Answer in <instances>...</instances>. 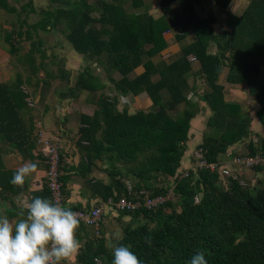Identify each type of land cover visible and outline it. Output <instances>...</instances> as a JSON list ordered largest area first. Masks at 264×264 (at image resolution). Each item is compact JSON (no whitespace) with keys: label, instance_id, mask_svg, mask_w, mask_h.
<instances>
[{"label":"trees","instance_id":"trees-1","mask_svg":"<svg viewBox=\"0 0 264 264\" xmlns=\"http://www.w3.org/2000/svg\"><path fill=\"white\" fill-rule=\"evenodd\" d=\"M47 1L49 8L41 10L36 29H51L58 18H65L64 37L75 53L97 59L105 55V74L116 95L144 93L150 100L148 111L128 114L125 108L116 109L114 98L110 101L100 96L96 100L97 109L90 116H79L75 141L80 152L77 165L64 164L58 150L57 173L63 207L88 210L108 197L115 200L126 194L127 179L131 181L133 197L163 194L169 189L173 192V198L154 210L116 212L106 208L103 216L112 211L119 217H142L152 224L151 227L148 223L134 227L126 224L119 239L107 242L104 234L97 231L94 235L91 227L80 223L76 236L82 247L74 263L112 264L114 246L125 245L142 264H189L198 251L204 252L208 264H264V187L245 188L229 178L222 188L217 172L202 168L188 170L181 177L179 171L189 122L195 115L186 99L190 58L198 64V72L208 88L201 100L210 112L206 126L213 133L204 135L197 146L205 162L219 163L218 157L226 148L249 135L248 116L242 114L238 105L224 101L223 86L218 83L223 69L225 83L245 86L247 96L260 107L256 116L264 132V79L257 83L259 69L264 66V0H250L239 15L227 13L228 30L219 33L212 30L213 15L199 18L195 13L194 5L199 0H159L160 15L156 18L140 11L143 0H129L133 10L130 12L124 10V0H97L94 5L87 0ZM214 1L222 8L229 2ZM172 4L176 6L172 8ZM0 8L12 11L5 0H0ZM95 11L97 16H91ZM174 27L180 29L175 35L176 42L189 32L194 40L180 46L178 57L171 62L152 63L150 58L166 46L163 34ZM210 45H214L213 52L208 49ZM14 50L10 44L11 53ZM139 66L143 71L130 78L129 74ZM112 72L119 78L110 77ZM22 84L19 76L9 84L0 83V216L6 215L13 224L33 198L51 201L46 180L42 179L41 188L36 191H28L26 179L22 187L12 185L10 181L17 169L7 168L3 162V156L10 150L31 163L41 157V151L36 149L34 123L21 114L27 110L28 98ZM105 87L87 68L77 74L74 82L75 89L89 93ZM162 92L167 94L165 100ZM180 104L186 108L171 117L169 112ZM250 142L248 154L264 153V147L256 151ZM95 161L105 164L102 172L106 181L89 176L96 167ZM73 174L81 176L90 195L98 198L93 205L83 208L66 203V185ZM160 177L170 178V186L152 188ZM25 195L26 205L18 204ZM176 199L178 210L173 205ZM88 228L92 234L88 235ZM146 238L150 243H146Z\"/></svg>","mask_w":264,"mask_h":264},{"label":"rangeland","instance_id":"rangeland-1","mask_svg":"<svg viewBox=\"0 0 264 264\" xmlns=\"http://www.w3.org/2000/svg\"><path fill=\"white\" fill-rule=\"evenodd\" d=\"M5 1L12 11L0 8V83L9 84L13 82L17 76L22 79V89L28 95L26 99L27 110L21 112L22 117L25 119L30 117L32 119L34 123L33 134L35 136V141L39 133L46 137L50 135L58 138L59 157L64 164L75 166L79 162V159H76V163L71 165L72 159L70 158V156L73 158L70 152L74 151L76 154L78 151L75 145V140L77 138L75 128L78 124V117L81 110L88 107L90 104L93 105L95 109L96 100L100 96H105L110 101L114 98L116 101L115 107L118 108V110L125 108L129 113H134L138 110L148 111L150 109V100L146 94H139L137 96H120L115 94L113 86H111L105 77V70L107 67L105 55H102L99 59L95 57L89 58L79 55L71 49V46L64 37L67 32V21L65 18H58L51 29L47 28L43 31L35 28V24L41 19V10L49 8V2L47 0ZM95 1L97 0H87L88 3L93 5ZM144 1L147 3L150 12L159 10L158 7H156L157 0ZM200 4L203 6L200 7ZM122 6L126 12L133 11L130 8L129 0H124ZM175 6L176 4L171 5V7ZM195 7H197L199 12L204 11V16L214 14L213 16H216L215 18L220 20V22L217 23L218 25L216 24L213 26L214 32H221L223 28L222 24H225L226 21L227 10L217 5L214 0H199V3L196 4ZM224 14L225 17L223 18L222 16ZM90 15L96 17L97 12H92ZM93 25L94 27H99L98 24ZM173 34L174 30L165 34L167 47L150 58L152 63L171 62L178 57L180 46L193 39L192 33H188L184 40L176 42L173 39ZM10 44L15 48L13 53L10 51ZM208 49L213 52L214 45H210ZM190 64L191 70L187 74L188 90L186 91V99L192 104L191 108L195 111V115L189 122L188 139L184 150V158L182 157V162L185 160L182 166L186 169L182 170V173L187 171L188 168L189 170H194L193 164L196 161L197 152L202 157L197 146L202 142L204 135H212L213 133V131L206 126V121L210 112L201 100L202 95L208 91V88L203 76L198 72V64L192 58H190ZM84 68L89 69L93 74L100 77V81L106 86L104 90L89 93L74 88L76 76ZM142 68L133 70L132 73L129 74V77L135 76L136 72H139ZM225 72V69H223L218 78V83L223 86L226 103L238 105L243 115L248 116V118L249 116L251 117L254 109L253 100L247 96L246 88L243 89L242 87L225 83ZM112 77L117 79L119 75L112 72ZM262 81L263 80H259L258 78L257 83L261 84ZM69 90L75 93V95H70L72 92ZM161 96L162 100H165L167 98L166 92H162ZM64 100H68L67 103H65ZM65 104L68 105V109L64 108ZM184 108H186V106L180 104L171 110L169 115L175 117L179 115ZM45 118L48 120L46 125L43 123ZM67 122L71 124L74 122L71 125L73 126V132L71 133L62 131V125H66ZM67 125L69 126V124ZM249 137L250 133L245 140L243 139L240 141L239 147L233 148L231 145L226 148L223 154L219 155V168L225 169L228 172V175L224 176L221 175L220 169L216 171L222 188L225 187L227 184L226 180L229 178L237 181L238 184L245 188L264 187V166L261 171H255L253 168L244 167L238 163L240 162L239 156L248 154L247 145L250 141L254 147L256 146V151L260 149L255 139L249 140ZM40 147L41 145L36 143V149L40 151ZM78 153L80 154L79 151ZM256 154H259V152ZM189 155H191L189 157V159H191L188 165L186 157ZM41 159L42 157L37 160H39V164L43 167L44 175L42 179L46 180V164L45 161ZM6 163L7 165L14 166V162L11 158H9ZM95 166L96 167L91 170L89 176L102 178L106 181L107 177H105V173L102 172V170L106 168L105 164L100 161H95ZM81 179L82 180L79 179V182L83 184L82 188L85 189V180L83 178ZM125 181L126 186L131 185L130 180L127 179ZM170 184V178L160 177L151 187L160 189L170 186ZM67 186L68 183L66 187ZM197 199L198 198L195 197L194 202H197ZM173 202L174 208L178 210L177 199ZM18 204L25 206L26 197L21 196ZM106 213L97 231L100 232L99 235L101 233L104 234L107 242L119 239L122 234V229L126 224L134 227L142 223H148V221L142 217L130 219L128 216L119 217L116 212L107 211ZM10 222L13 223V221ZM148 225L150 227L152 226L151 223H148ZM87 231L88 235L92 234L90 228H88ZM97 231L94 230L93 234L95 235ZM62 264L75 263L74 260H71L64 261Z\"/></svg>","mask_w":264,"mask_h":264},{"label":"clouds","instance_id":"clouds-1","mask_svg":"<svg viewBox=\"0 0 264 264\" xmlns=\"http://www.w3.org/2000/svg\"><path fill=\"white\" fill-rule=\"evenodd\" d=\"M36 169V163L24 164L10 183L22 187ZM18 215L15 224L6 215L0 216V264H62L79 254L82 245L76 232L80 220L71 208L35 197ZM146 243H150L149 238ZM113 256L112 264H142L125 245L114 246ZM189 264H208L204 252L194 254Z\"/></svg>","mask_w":264,"mask_h":264},{"label":"built area","instance_id":"built-area-1","mask_svg":"<svg viewBox=\"0 0 264 264\" xmlns=\"http://www.w3.org/2000/svg\"><path fill=\"white\" fill-rule=\"evenodd\" d=\"M36 143L40 144L41 155L44 158L46 164L45 178L47 188L50 193L51 201L57 204H62L60 183L58 181V150L59 143L58 138L54 136H43L39 133L36 138ZM239 164L244 167L255 168L264 166V153L259 154H246L239 156ZM219 163H206L205 160L196 154V161L193 164L194 170H200L202 168L208 169L210 172L219 171ZM188 171V170H187ZM187 171L181 172V177L187 175ZM221 175L227 176L228 172L225 169H220ZM141 194V193H140ZM173 198V192L169 189L163 194H156L153 196H144L142 198L131 196V186H126V194L120 195L115 200L108 197L105 201L92 206L88 210H73L78 213L80 223L85 226L98 230L100 225L101 217L104 214L106 208H112L116 212H131L139 208L145 210H154L159 206H162L165 202Z\"/></svg>","mask_w":264,"mask_h":264},{"label":"crops","instance_id":"crops-1","mask_svg":"<svg viewBox=\"0 0 264 264\" xmlns=\"http://www.w3.org/2000/svg\"><path fill=\"white\" fill-rule=\"evenodd\" d=\"M158 1L156 2V7H158ZM250 0H229V2L227 3V5L223 8L224 10H227L228 13L230 14H233V15H239L242 10L245 8V6L247 5V3L249 2ZM199 3V2H198ZM197 3V4H198ZM196 5V4H195ZM194 5V9H195V13L197 14V16L199 18H204L206 16H204V11H201L199 12V10L197 9V7H195ZM200 7H202L203 5H199ZM155 7V6H154ZM174 8V7H172ZM159 9V8H158ZM232 9V10H231ZM140 11H146L148 14L152 15L154 18L158 17L160 15V11H153V12H150L149 11V7L147 5V3L143 0V6L142 8H140ZM211 15V14H209ZM214 15V14H212ZM214 18L216 16H213ZM221 17V16H220ZM223 18L225 17V14L222 16ZM220 20L215 18V21H214V24L212 25V30L214 32V29H213V26H215L217 23H219ZM218 25V24H217ZM223 25V28L221 31L223 30H228L227 26H226V21H225V24H222ZM174 30V36H173V39L175 41V35L179 34L180 33V29L178 27H174L172 29H170L168 32H171ZM166 32V33H168ZM163 34V38H164V41L166 43V46L165 48L167 47V40L165 38V34ZM190 33V32H189ZM216 33V32H214ZM219 33V32H218ZM193 35V34H192ZM187 36V35H186ZM185 39V38H184ZM183 39V40H184ZM194 40V36H193V39ZM191 40V41H192ZM190 41V42H191ZM188 42V43H190ZM164 48V49H165ZM138 68H142V66H139L137 67L136 69ZM135 70V69H134ZM143 71V68L139 71V72H136L135 75H138L140 74L141 72ZM93 75H96V74H93ZM98 76V75H97ZM106 77V80H107V76L105 75ZM110 77H112V73L110 74ZM100 78V77H99ZM113 78V77H112ZM119 78V77H118ZM259 80H263L264 79V66L260 67L259 69V76H258ZM258 78H257V82H258ZM101 80V79H99ZM103 83V82H102ZM112 86V85H111ZM234 86H237V87H242L243 89H245V86L243 85H234ZM141 94H144V93H141ZM145 95V94H144ZM74 98V97H72ZM65 103H67L68 100H64ZM149 101V100H148ZM224 101L226 102V99L224 97ZM228 101V100H227ZM230 101V100H229ZM150 102V101H149ZM254 103V109H253V117L249 116V125H248V129H249V133H250V137L248 138L249 140L250 139H255L256 143H258V145L260 146V148L264 147V132L262 130V126L256 116V112L257 110H259V106L258 104L253 100L252 101ZM63 104V102H62ZM64 108L65 109H68V105H64ZM85 109V110H84ZM83 110H81L79 116L81 114H85V115H88L90 116L94 111L95 109H97V106L95 104V109H94V106L93 105H88V107L84 108ZM90 109V110H89ZM118 110V108H116ZM90 111V112H89ZM120 111V110H118ZM128 114H132V113H129L127 111ZM78 120H79V117H78ZM47 119L45 118L44 120V125L47 124ZM74 122H72L73 124ZM69 124V126L67 125ZM67 126L66 125H62V131L63 132H73L72 131V127L71 126L72 124L67 122ZM66 126V128H65ZM79 127V124H77L76 128H75V133L77 131V128ZM69 130V131H68ZM245 140V139H244ZM76 141V140H75ZM35 144H36V141H35ZM240 146V142L239 143H235L234 145H232L233 148L235 147H239ZM256 147V146H255ZM33 155H35V151H32ZM71 155H73V158L72 156H70V158L72 159L71 161V165H74V163H76V159H79V156L80 154L78 153V151L76 152V154L73 152H70ZM184 155V153H183ZM191 155H189L188 157H186L187 161H188V165H189V162H190V157ZM42 157V156H41ZM183 157V156H182ZM9 158H11L14 162V166H11V165H7L6 161L8 162ZM43 158V157H42ZM184 158V157H183ZM183 158H181V162H180V166H179V171L181 172L182 170H185L186 168L183 167L182 165L185 163V160L182 162ZM44 159V158H43ZM3 162H4V165L5 167L7 168H14V169H19L20 167H22L24 164L26 163H31L29 160H21V157L19 156L18 153H16L14 150H10V151H7L6 154L3 156ZM78 162V161H77ZM33 163H36L37 164V169L35 172L31 173L30 175H28L25 179L27 180V184H28V191H36V190H39L41 188V183H42V177L44 175V171H43V167L41 166V164H39V160L35 159ZM189 167V166H188ZM189 170V168L187 169ZM82 177L79 176V175H76V174H73L72 175V178H70L69 182H68V186H67V191H68V194H67V204L69 205H74V204H79L81 205V207H89L91 205H93L96 201H98V198H93L92 199V196L90 195V192L86 189H83L82 188V185L79 181L82 180L81 179ZM80 179V180H79ZM26 197V195H25ZM91 202V203H90ZM90 203V204H89ZM89 204V205H88ZM88 205V206H87Z\"/></svg>","mask_w":264,"mask_h":264}]
</instances>
